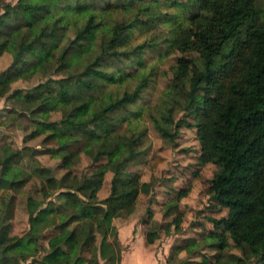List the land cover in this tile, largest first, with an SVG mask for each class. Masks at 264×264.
I'll list each match as a JSON object with an SVG mask.
<instances>
[{
    "label": "trees",
    "instance_id": "obj_1",
    "mask_svg": "<svg viewBox=\"0 0 264 264\" xmlns=\"http://www.w3.org/2000/svg\"><path fill=\"white\" fill-rule=\"evenodd\" d=\"M197 4L185 23L178 22L170 30L166 51L177 55L173 87L186 92L189 103H198L193 128L200 144L199 162L216 161L221 166L211 181L213 199L230 211L229 216L211 220L218 232H210L208 238L218 243L211 259L203 258V263L231 264L226 250L246 246L258 264H264V0H197ZM90 5L87 0H18L15 6L6 4L0 14V57L13 55L10 67L0 72V98L7 95L12 109L40 119L39 128L46 132L47 141L57 145L52 152L60 154L65 166L71 160L67 142L77 137L92 142L108 135L111 129L103 116L135 102L140 90L138 86L120 92L130 75L117 63L119 56L130 55L124 42L134 24L112 18L119 6L108 4L99 11ZM104 27L111 34L106 43L101 37ZM38 73L47 79L45 83L25 94L11 90L13 83ZM101 76L119 89H106L96 112L92 104ZM67 108L69 114L59 126L42 119L49 109ZM30 151L24 147L0 158L18 168ZM107 170L103 167L96 176L101 179ZM113 170L109 194L102 200L96 196L100 180L62 188L48 177L39 187L32 185L46 202L28 220L29 244L39 248L47 231L69 233L73 224L89 221L103 240L113 238V249L104 252L103 264H119L123 248L112 221L130 215L139 195L149 193L150 184L140 183L136 174ZM30 181L21 168L10 179L0 178L1 220L13 195ZM73 235L72 231L66 240L71 243ZM18 240L0 229V256ZM153 240L149 232L147 241ZM97 242L92 232L85 236L86 263L98 264ZM48 256V263L58 258L56 253ZM81 262L79 258L77 264ZM234 264L245 262L238 258Z\"/></svg>",
    "mask_w": 264,
    "mask_h": 264
},
{
    "label": "rangeland",
    "instance_id": "obj_2",
    "mask_svg": "<svg viewBox=\"0 0 264 264\" xmlns=\"http://www.w3.org/2000/svg\"><path fill=\"white\" fill-rule=\"evenodd\" d=\"M17 1L0 0V14L6 4L15 6ZM87 2L91 4V9L99 11L108 4L119 6L112 18L134 24L124 42V50L130 55L119 56L117 63L130 75V80L120 92H132L140 86L137 99L123 109L103 116L111 129L108 135L92 142L86 137L67 142L71 160L70 165L65 166L60 154L52 152L57 145L47 141L46 132L39 128L40 119L12 109L7 95L0 98V156H7L24 147L31 149L18 168L9 162L2 163L0 158V178L10 179L20 168L31 176L29 185L13 195L7 216L0 219V229L6 230L9 237L19 238L2 255L17 256V262L23 260L21 264H38L40 260L47 259L49 253H56L57 260L50 264H77L79 258L83 260L81 264H89L85 262L88 255L82 248V242L92 232L98 240L97 262L103 264L104 252L113 249V238L110 235L103 240L89 221L70 227L68 235L74 232L71 243L66 240L68 235L59 236L50 230L39 240L41 247L37 248L35 244H29L26 232L29 218L46 202L40 194L33 192L32 185L39 187L48 177L57 180L62 188L90 185L100 180L96 196L102 200L109 194L115 169L123 175L136 174L140 183L150 184L149 193L139 195L135 210L130 215L113 219L117 239L119 228L134 225V230L138 229L140 234L150 232L154 238L151 243L147 241L145 244L155 251L157 264H206L203 258L210 260L216 252L213 245L218 243L208 238L210 232H218L211 220L229 216L230 211L213 199L211 181L221 171V166L216 161L203 165L199 162L200 144L193 128L196 122L193 109L198 103H189L188 94L173 87L177 55L166 51L170 30L176 28L178 22L185 23L186 16L197 11V0ZM128 4L134 5L133 9L121 8ZM110 36V30L104 27L101 37L105 43ZM12 61L13 55L2 54L0 72L6 71ZM100 78L92 104L96 112L100 110L104 91L119 89L109 84L111 81L106 77ZM46 81L40 73L28 75L13 83L11 90H20L25 94ZM14 107L20 109V106ZM69 111V108L64 111L49 109L42 119L58 122L59 126V121L66 119ZM79 114L74 118H78ZM106 166L108 170L100 179L96 173ZM190 243L191 246H188ZM181 246L188 247L180 251L178 248ZM26 249L31 251L25 252ZM225 254L231 264L238 258H242L245 264H258L256 256L246 246H232ZM27 256L31 257L25 259Z\"/></svg>",
    "mask_w": 264,
    "mask_h": 264
},
{
    "label": "crops",
    "instance_id": "obj_3",
    "mask_svg": "<svg viewBox=\"0 0 264 264\" xmlns=\"http://www.w3.org/2000/svg\"><path fill=\"white\" fill-rule=\"evenodd\" d=\"M129 227L130 225L124 226L118 229V232H119L118 241L121 247L123 248L122 251L124 252L122 254L120 253V263L119 264H157L155 251L152 248L148 247V244H145L147 242V234L146 235L140 234L138 229H136L137 230L136 232V230H134V225L131 226L130 228ZM133 232H134V235H133ZM67 234H68V231H65V233L58 234V235L65 236ZM55 240H57V238H55ZM62 241L63 240H61L60 242ZM15 257L17 258V256H13L12 254L11 255L4 254L0 256V264H16V263L21 264L20 262L23 260L20 259L21 261L17 262V259ZM28 257H31V256H27L25 257V259ZM45 260L46 259L40 260L38 264H50L46 262Z\"/></svg>",
    "mask_w": 264,
    "mask_h": 264
}]
</instances>
